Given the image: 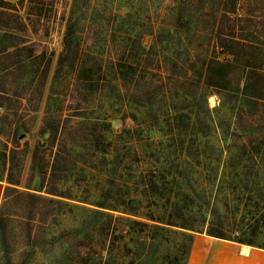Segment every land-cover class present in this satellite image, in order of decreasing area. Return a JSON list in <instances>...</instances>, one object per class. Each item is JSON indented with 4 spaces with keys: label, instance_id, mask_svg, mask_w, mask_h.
Returning <instances> with one entry per match:
<instances>
[{
    "label": "rangeland",
    "instance_id": "1",
    "mask_svg": "<svg viewBox=\"0 0 264 264\" xmlns=\"http://www.w3.org/2000/svg\"><path fill=\"white\" fill-rule=\"evenodd\" d=\"M6 1L0 210L9 174L58 201L8 206L14 262L188 264L212 224L264 248V29L236 20L264 0Z\"/></svg>",
    "mask_w": 264,
    "mask_h": 264
},
{
    "label": "trees",
    "instance_id": "2",
    "mask_svg": "<svg viewBox=\"0 0 264 264\" xmlns=\"http://www.w3.org/2000/svg\"><path fill=\"white\" fill-rule=\"evenodd\" d=\"M10 4L8 1L6 0H0V10H4V8L7 7V5ZM33 16V15H32ZM33 18V17H32ZM32 20V19H31ZM237 21H246L248 23H253V25L256 27L255 23H258L261 28L264 29V20H259L256 21L255 19L251 18V17H237L236 19ZM212 68V67H211ZM250 75H248V79L249 80H253V78L256 77V79L259 77L260 79L264 78V75H259L260 72L258 70H254L252 69L250 72ZM224 78V77H222ZM212 85L215 86H223V88L227 89V86L225 83H213ZM260 91L264 90V86L259 85ZM247 90V83L244 85V91ZM244 94H246V92H244ZM256 97L264 100V93H258V95H256ZM33 170L37 169V154L34 155V160H33ZM42 172V171H41ZM8 183L10 185H8L7 187H5V191H4V197H3V203L1 206V210H0V239H1V243H2V247L4 249L5 255H6V264H27V260L26 258L22 259L19 263H16L13 261V259L11 258V254H12V245L10 243L11 241V237H12V229L10 227V221H11V217L12 215H10L7 211L8 206L12 203H16V202H23L24 203V215L25 218L27 220V222H30L32 219H36V218H40L43 219L46 216L51 214V211H47L42 205H47V204H52V205H57L58 201L55 200H51L45 197H42L40 195H37L34 192H21L19 191L17 188H15L13 185H17L13 175L9 174L8 175ZM29 220V221H28ZM208 234L210 236L213 237H217V238H221V239H228L227 234L225 233V231L221 228L216 229L214 227V224H212V226L210 227V229L208 230ZM28 245H30V243H28ZM26 256H30V253H28L26 251Z\"/></svg>",
    "mask_w": 264,
    "mask_h": 264
},
{
    "label": "crops",
    "instance_id": "3",
    "mask_svg": "<svg viewBox=\"0 0 264 264\" xmlns=\"http://www.w3.org/2000/svg\"><path fill=\"white\" fill-rule=\"evenodd\" d=\"M249 247L244 253L240 243L201 234L195 238L188 264H264V248Z\"/></svg>",
    "mask_w": 264,
    "mask_h": 264
},
{
    "label": "bare ground",
    "instance_id": "4",
    "mask_svg": "<svg viewBox=\"0 0 264 264\" xmlns=\"http://www.w3.org/2000/svg\"><path fill=\"white\" fill-rule=\"evenodd\" d=\"M246 248H248V246H246Z\"/></svg>",
    "mask_w": 264,
    "mask_h": 264
}]
</instances>
